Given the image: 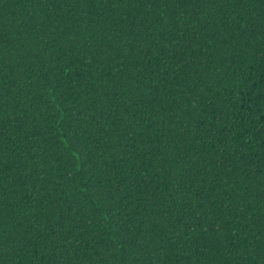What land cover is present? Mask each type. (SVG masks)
Instances as JSON below:
<instances>
[{"label": "trees", "instance_id": "obj_1", "mask_svg": "<svg viewBox=\"0 0 264 264\" xmlns=\"http://www.w3.org/2000/svg\"><path fill=\"white\" fill-rule=\"evenodd\" d=\"M0 264H264V0H0Z\"/></svg>", "mask_w": 264, "mask_h": 264}]
</instances>
